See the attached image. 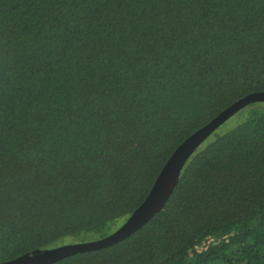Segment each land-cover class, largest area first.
Here are the masks:
<instances>
[{
    "label": "trees",
    "instance_id": "1",
    "mask_svg": "<svg viewBox=\"0 0 264 264\" xmlns=\"http://www.w3.org/2000/svg\"><path fill=\"white\" fill-rule=\"evenodd\" d=\"M263 90L264 0H0V262L109 234L188 135ZM51 264H264V102L143 226Z\"/></svg>",
    "mask_w": 264,
    "mask_h": 264
},
{
    "label": "water",
    "instance_id": "2",
    "mask_svg": "<svg viewBox=\"0 0 264 264\" xmlns=\"http://www.w3.org/2000/svg\"><path fill=\"white\" fill-rule=\"evenodd\" d=\"M253 102H264V90L239 98L211 121L188 135L170 154L143 201L109 234L85 241L67 242L49 248L35 249L0 264H51L77 252H84L112 245L139 229L161 210L173 191L179 174L197 147L225 120Z\"/></svg>",
    "mask_w": 264,
    "mask_h": 264
},
{
    "label": "built area",
    "instance_id": "3",
    "mask_svg": "<svg viewBox=\"0 0 264 264\" xmlns=\"http://www.w3.org/2000/svg\"><path fill=\"white\" fill-rule=\"evenodd\" d=\"M212 240V238H208L206 241H203L200 245L195 246L197 250H201L206 248L207 244Z\"/></svg>",
    "mask_w": 264,
    "mask_h": 264
},
{
    "label": "rangeland",
    "instance_id": "4",
    "mask_svg": "<svg viewBox=\"0 0 264 264\" xmlns=\"http://www.w3.org/2000/svg\"><path fill=\"white\" fill-rule=\"evenodd\" d=\"M231 119H233V118H231ZM231 119H230V120H231ZM230 120H229V121H230ZM227 122H228V121H227ZM119 224H120V221H119V223H117V225H119ZM117 227H118V226H117ZM117 227H116V228H117Z\"/></svg>",
    "mask_w": 264,
    "mask_h": 264
}]
</instances>
